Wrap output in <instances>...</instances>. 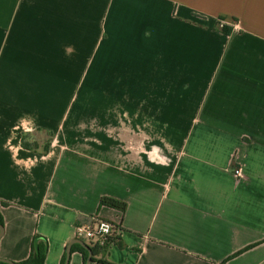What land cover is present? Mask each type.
<instances>
[{
    "label": "crops",
    "instance_id": "crops-1",
    "mask_svg": "<svg viewBox=\"0 0 264 264\" xmlns=\"http://www.w3.org/2000/svg\"><path fill=\"white\" fill-rule=\"evenodd\" d=\"M0 213L15 262L95 214L90 264L264 263V0H0Z\"/></svg>",
    "mask_w": 264,
    "mask_h": 264
},
{
    "label": "built area",
    "instance_id": "built-area-1",
    "mask_svg": "<svg viewBox=\"0 0 264 264\" xmlns=\"http://www.w3.org/2000/svg\"><path fill=\"white\" fill-rule=\"evenodd\" d=\"M219 23L222 26V23ZM233 172L236 175L241 173L239 168H235ZM121 233L120 221L105 219L95 214L90 217L88 223L75 226V238L82 240L91 249L105 248L115 244Z\"/></svg>",
    "mask_w": 264,
    "mask_h": 264
},
{
    "label": "trees",
    "instance_id": "trees-1",
    "mask_svg": "<svg viewBox=\"0 0 264 264\" xmlns=\"http://www.w3.org/2000/svg\"><path fill=\"white\" fill-rule=\"evenodd\" d=\"M221 29L223 31H228L225 26H222ZM21 144L23 147H30V144L25 142L24 138H22ZM45 149H47V145H45ZM100 205H106V206H109L111 208L118 209L121 211H124L126 208L125 202L120 201V200L115 199V198H112V197H107V196L101 197ZM0 224H3L1 213H0ZM76 246H78V248L84 253L85 257H87L86 250L83 247H81L80 245H76ZM45 252H46V246L43 243L32 242L31 251H30V255H29L28 259L26 261L20 262V263H22V264H43ZM64 259H65V256L63 258V261H64ZM98 261L102 264H114V263H111L105 259H99ZM0 264H5V263L0 262Z\"/></svg>",
    "mask_w": 264,
    "mask_h": 264
},
{
    "label": "water",
    "instance_id": "water-1",
    "mask_svg": "<svg viewBox=\"0 0 264 264\" xmlns=\"http://www.w3.org/2000/svg\"><path fill=\"white\" fill-rule=\"evenodd\" d=\"M2 232H3V226H2V224H0V236L2 235ZM73 244H79L81 247H83L86 250L87 257H86L85 264H90L93 260L92 259V256L94 254L93 250L88 245H86L82 240L77 239V238H74L73 240H71L68 243V245L66 247V251H65L64 264H68V262H69V258H70V254H71ZM0 262L5 263V264H22L20 262H15V261H12L10 259H6V258H2V257H0ZM262 264H264V263H262Z\"/></svg>",
    "mask_w": 264,
    "mask_h": 264
}]
</instances>
